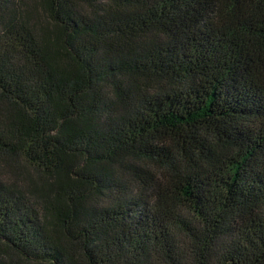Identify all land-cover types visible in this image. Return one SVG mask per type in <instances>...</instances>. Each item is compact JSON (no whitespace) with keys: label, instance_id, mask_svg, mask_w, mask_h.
I'll use <instances>...</instances> for the list:
<instances>
[{"label":"trees","instance_id":"16d2710c","mask_svg":"<svg viewBox=\"0 0 264 264\" xmlns=\"http://www.w3.org/2000/svg\"><path fill=\"white\" fill-rule=\"evenodd\" d=\"M0 264H264V0H0Z\"/></svg>","mask_w":264,"mask_h":264}]
</instances>
